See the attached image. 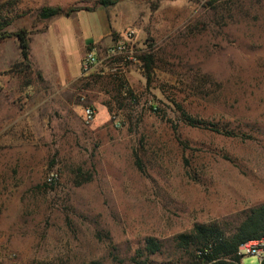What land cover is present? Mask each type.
<instances>
[{"label":"rangeland","instance_id":"rangeland-1","mask_svg":"<svg viewBox=\"0 0 264 264\" xmlns=\"http://www.w3.org/2000/svg\"><path fill=\"white\" fill-rule=\"evenodd\" d=\"M113 1L0 0L31 34L30 65L0 41V264H132L149 237L167 263L196 223L232 232L264 205V0Z\"/></svg>","mask_w":264,"mask_h":264},{"label":"trees","instance_id":"trees-1","mask_svg":"<svg viewBox=\"0 0 264 264\" xmlns=\"http://www.w3.org/2000/svg\"><path fill=\"white\" fill-rule=\"evenodd\" d=\"M103 5L114 4L117 1L101 0ZM217 0L209 2L216 3ZM82 9L78 6L62 8L60 6H46L39 10L38 17L49 20L55 17H70ZM13 18L0 11V41L16 38L19 43L21 57L24 64L31 63V34L26 29L10 32ZM142 60L147 69V78H152L154 56L146 54ZM184 121L195 128L211 129L222 133L221 129L213 124L195 118L183 111ZM229 134V133H228ZM264 238V205L251 208L244 220L229 232L216 222L196 223L188 232L178 234L174 239V254L167 263L162 264H242L239 248L242 244ZM164 253V243L155 237H149L143 248L136 252L132 264H155L150 260L152 256ZM90 264H101L91 262Z\"/></svg>","mask_w":264,"mask_h":264},{"label":"built area","instance_id":"built-area-1","mask_svg":"<svg viewBox=\"0 0 264 264\" xmlns=\"http://www.w3.org/2000/svg\"><path fill=\"white\" fill-rule=\"evenodd\" d=\"M132 34H127L124 36V39H119L108 47L107 55L108 57H115L118 55H123L128 52L127 43L132 39ZM103 62L102 57L98 53V50L92 49L87 52L86 56L81 62V70L83 74H88L95 67L101 65ZM86 115L89 119H92L95 115V111L88 108L86 110ZM55 181L54 175L49 178V182L52 183ZM239 255L241 257L250 256L256 257L260 260L261 264H264V238L255 241H249L242 244L239 248Z\"/></svg>","mask_w":264,"mask_h":264},{"label":"crops","instance_id":"crops-1","mask_svg":"<svg viewBox=\"0 0 264 264\" xmlns=\"http://www.w3.org/2000/svg\"><path fill=\"white\" fill-rule=\"evenodd\" d=\"M100 38H98L96 41L91 42V39H85L84 43H83V48L87 47L89 44L90 45H94L99 41ZM57 47V46H56ZM58 49V48H57ZM83 50V49H82ZM58 52V51H57ZM82 60V55L80 54V56L78 57V65H79V70L75 71V74H77L80 70H81V61Z\"/></svg>","mask_w":264,"mask_h":264}]
</instances>
